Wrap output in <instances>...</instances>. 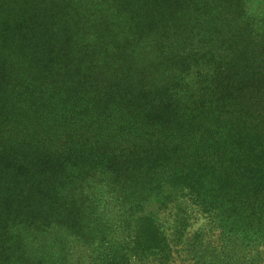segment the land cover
<instances>
[{
  "label": "trees",
  "instance_id": "trees-1",
  "mask_svg": "<svg viewBox=\"0 0 264 264\" xmlns=\"http://www.w3.org/2000/svg\"><path fill=\"white\" fill-rule=\"evenodd\" d=\"M15 1L0 0V7L12 10ZM237 2L232 55L193 61V68H209L208 87L201 80L192 85L188 63L159 77L124 59L111 63L107 75L87 72L94 83L72 76L81 79L73 94L52 86L54 94L45 97L48 107L32 106L34 97L46 100L38 86L33 95L24 93L17 102L8 99L0 106V264H30L19 263L26 229L37 234L66 226L83 239L78 225L86 228L84 215L89 220L99 214L97 200L88 194L92 184L108 187L116 205L110 208L118 210L117 221H109L127 230L124 241L112 240L121 247L94 264H129L130 254L170 250L154 219L134 217L147 195L169 183L191 195L196 163L211 158L220 147L216 140L228 134L241 141L254 133L261 137L256 106L243 100L259 99L257 93L264 90V0ZM225 145L227 152L237 148ZM198 203L214 211L203 199ZM59 217L64 222H56ZM223 230L222 241L210 248V262L200 264H264L259 248L264 241Z\"/></svg>",
  "mask_w": 264,
  "mask_h": 264
},
{
  "label": "rangeland",
  "instance_id": "rangeland-1",
  "mask_svg": "<svg viewBox=\"0 0 264 264\" xmlns=\"http://www.w3.org/2000/svg\"><path fill=\"white\" fill-rule=\"evenodd\" d=\"M238 8L237 0H16L13 11L0 7V106L8 99L17 102L24 93L33 95L38 88H44V98L49 97L55 85L62 94H73L81 79L72 76L79 74L87 77L85 82L94 83L88 73L107 75L111 63L124 59L137 67L147 66L148 75L159 77L188 63L192 85L201 80L199 84L208 87L209 68H193V61L230 56L238 36H231L238 32L234 23ZM263 91L257 93L259 99L243 100L244 105L256 106L253 116L258 117L256 128L261 137L254 133L241 136V141L228 134L226 140H216L220 147L211 158L196 163L191 195L171 183L150 192L134 217L154 219L170 250L130 254L126 263H209L210 248L222 241L223 229L236 231L241 239L264 241ZM32 100V106L48 107L47 99ZM226 141L237 148L227 152ZM92 185L88 194L97 200L99 214L89 220L88 213L84 215L86 228L80 226L82 222L78 225L83 239L71 235L66 226L37 234L26 229L19 263H103L104 255L111 256L110 251L121 247L112 240L124 241L127 230L109 221L118 219V210L110 208L111 203L116 206L114 197L107 186ZM200 199L214 211L200 206ZM56 222L64 220L59 217ZM259 248L264 255V245Z\"/></svg>",
  "mask_w": 264,
  "mask_h": 264
}]
</instances>
